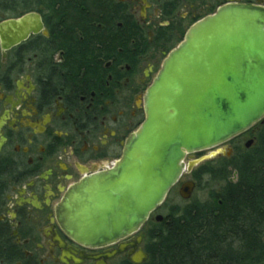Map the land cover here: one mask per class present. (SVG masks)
<instances>
[{
    "label": "flooded vegetation",
    "instance_id": "1",
    "mask_svg": "<svg viewBox=\"0 0 264 264\" xmlns=\"http://www.w3.org/2000/svg\"><path fill=\"white\" fill-rule=\"evenodd\" d=\"M106 1L107 20L81 19L75 28L89 62L76 74L79 53L53 37L66 29L56 31L41 9L0 0V28L31 14L43 25L16 45L14 26L0 31V264H135L147 254L142 229L110 246L81 245L62 229L57 210L76 185L121 159L146 119L149 88L194 25L226 6L264 8V0ZM99 32L105 35L92 37ZM98 42L105 43L93 50ZM244 141L256 136L243 133L210 157L250 150H242ZM205 152L186 156L175 187L194 182L197 189L194 169Z\"/></svg>",
    "mask_w": 264,
    "mask_h": 264
},
{
    "label": "water",
    "instance_id": "2",
    "mask_svg": "<svg viewBox=\"0 0 264 264\" xmlns=\"http://www.w3.org/2000/svg\"><path fill=\"white\" fill-rule=\"evenodd\" d=\"M13 26L14 45L43 30L31 14L5 23L2 36ZM263 122L264 8L226 6L194 25L166 58L146 95V119L121 159L70 190L58 222L90 248L127 239L165 203L188 154L217 148ZM195 190L187 182L179 195L189 201ZM155 219L164 221L162 215ZM147 260L141 252L132 262Z\"/></svg>",
    "mask_w": 264,
    "mask_h": 264
},
{
    "label": "trees",
    "instance_id": "3",
    "mask_svg": "<svg viewBox=\"0 0 264 264\" xmlns=\"http://www.w3.org/2000/svg\"><path fill=\"white\" fill-rule=\"evenodd\" d=\"M20 4L26 10L41 9L56 31L66 29L54 32L53 37L59 46L79 53L74 73L89 65L75 28L81 19L107 20L106 0H20ZM81 26L85 29L87 24ZM91 35L101 38L105 34ZM101 43L105 42L91 48ZM254 129L255 147L198 170V182L208 177L218 191L211 190L206 201L171 208L163 222L152 219L144 226L148 255L144 264H264V122Z\"/></svg>",
    "mask_w": 264,
    "mask_h": 264
},
{
    "label": "rangeland",
    "instance_id": "4",
    "mask_svg": "<svg viewBox=\"0 0 264 264\" xmlns=\"http://www.w3.org/2000/svg\"><path fill=\"white\" fill-rule=\"evenodd\" d=\"M15 16V15H14ZM251 132V135L252 136H256L257 134V129H254ZM248 141H244L242 142L241 144V148L242 150H244V145L247 143ZM256 146V143H254L252 145L251 148L255 147ZM218 148V147H217ZM216 149V148H215ZM220 148H218L217 150H219ZM217 150H210L208 152H205L202 156V158H208L207 160H204L202 162H200L196 167H195V171L197 172L198 170H200V168L204 167V166H207L209 164H214L216 161H218V159L220 158V156H214V157H210V155H212V153L216 152ZM236 179V176L235 174L233 175V178L232 180H235ZM184 181V180H183ZM182 181V182H183ZM201 184L199 183L198 184V187L192 197L191 200L189 201H184L182 199L179 198V188L178 186L175 187L169 194L166 202L164 203V205L162 206L161 208V211L159 212L160 215L162 216H167L171 210V208H184L185 206L187 205H190L191 203L193 202H203V201H206V199L208 198V195L210 193L211 190H217L215 185L212 184L210 182V178L208 177H205L204 179H202L201 181ZM144 230V229H142ZM144 232V231H143Z\"/></svg>",
    "mask_w": 264,
    "mask_h": 264
}]
</instances>
